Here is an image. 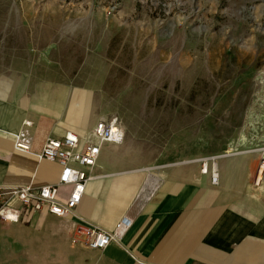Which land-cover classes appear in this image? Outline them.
Returning <instances> with one entry per match:
<instances>
[{
    "label": "rangeland",
    "instance_id": "1",
    "mask_svg": "<svg viewBox=\"0 0 264 264\" xmlns=\"http://www.w3.org/2000/svg\"><path fill=\"white\" fill-rule=\"evenodd\" d=\"M0 78L117 119L136 166L254 152L263 177L264 0H0Z\"/></svg>",
    "mask_w": 264,
    "mask_h": 264
},
{
    "label": "crops",
    "instance_id": "2",
    "mask_svg": "<svg viewBox=\"0 0 264 264\" xmlns=\"http://www.w3.org/2000/svg\"><path fill=\"white\" fill-rule=\"evenodd\" d=\"M3 84L0 78V187L55 184L61 167L37 157L45 141L68 131L87 134L94 120L79 116L74 124L67 101H38L35 88L22 94ZM84 102L73 101L72 113L83 112ZM25 122L32 123L31 145L20 152L13 136ZM128 155L122 146L102 147L78 208L81 218L108 230L129 217L132 226L120 243L104 251L81 249L71 242L70 220L46 209L31 212L13 198L8 206L18 210V220L0 219V264H264L258 153L218 158L217 184L209 171L201 172L203 165L139 167ZM154 187L148 203L134 204L143 189ZM69 190L60 188L59 198L65 200ZM7 199L0 195V205Z\"/></svg>",
    "mask_w": 264,
    "mask_h": 264
},
{
    "label": "built area",
    "instance_id": "3",
    "mask_svg": "<svg viewBox=\"0 0 264 264\" xmlns=\"http://www.w3.org/2000/svg\"><path fill=\"white\" fill-rule=\"evenodd\" d=\"M31 122H25V129L13 136V147L20 152H29L31 137L27 128ZM124 131L117 119L101 118L95 122L87 134L68 131L60 138L47 139L37 155L39 160L57 163L61 167L59 179L55 184L33 187H0V195L8 197L0 205V219L17 221L18 210L8 206L9 199H17L22 208L31 212L44 209L50 215L68 219L72 222L71 242L81 249L104 251L112 242L120 243L123 236L132 226V220L124 216L113 229L108 230L83 219L78 215V208L83 201L87 182L91 179V170L95 167L104 146H121ZM264 164V162H263ZM202 173H207L203 165ZM213 184H217V174L211 176ZM259 181L256 180V185ZM69 187L65 200L59 198V190ZM155 187L143 189L134 199V204L142 208L154 196ZM10 213L12 217H10Z\"/></svg>",
    "mask_w": 264,
    "mask_h": 264
},
{
    "label": "bare ground",
    "instance_id": "4",
    "mask_svg": "<svg viewBox=\"0 0 264 264\" xmlns=\"http://www.w3.org/2000/svg\"><path fill=\"white\" fill-rule=\"evenodd\" d=\"M206 166H207V165H206ZM206 166H205V169L207 168ZM259 169L262 170V169H263V166H261ZM260 170H259V171H260ZM259 174H260V173H259Z\"/></svg>",
    "mask_w": 264,
    "mask_h": 264
}]
</instances>
